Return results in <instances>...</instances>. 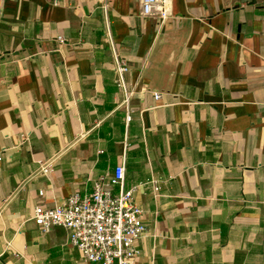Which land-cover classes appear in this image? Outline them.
Returning <instances> with one entry per match:
<instances>
[{"label": "crops", "instance_id": "1", "mask_svg": "<svg viewBox=\"0 0 264 264\" xmlns=\"http://www.w3.org/2000/svg\"><path fill=\"white\" fill-rule=\"evenodd\" d=\"M167 1L0 0V264H96L33 213L119 164L135 264H264V0Z\"/></svg>", "mask_w": 264, "mask_h": 264}, {"label": "built area", "instance_id": "2", "mask_svg": "<svg viewBox=\"0 0 264 264\" xmlns=\"http://www.w3.org/2000/svg\"><path fill=\"white\" fill-rule=\"evenodd\" d=\"M140 4L144 16L165 20L170 14L167 0H140ZM58 40L61 43L66 41L63 36ZM129 69L126 61L117 59V82L120 86L124 82L123 73ZM160 96L161 93L155 92V97ZM39 171L49 175L51 164L40 161ZM150 182L158 194V182ZM136 190L137 186L125 187V165L119 164L113 175L95 182L92 193L74 192L60 205L36 206L33 219L44 232L52 226L68 230L70 243L88 262L135 264L140 253L138 240L148 231L145 210L135 201Z\"/></svg>", "mask_w": 264, "mask_h": 264}]
</instances>
